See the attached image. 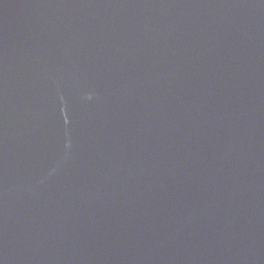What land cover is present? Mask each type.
Listing matches in <instances>:
<instances>
[{
  "label": "water",
  "instance_id": "water-1",
  "mask_svg": "<svg viewBox=\"0 0 264 264\" xmlns=\"http://www.w3.org/2000/svg\"><path fill=\"white\" fill-rule=\"evenodd\" d=\"M0 264H264V0H0Z\"/></svg>",
  "mask_w": 264,
  "mask_h": 264
}]
</instances>
